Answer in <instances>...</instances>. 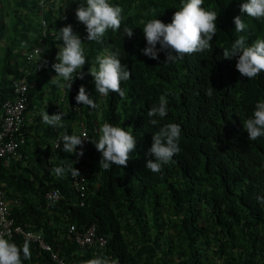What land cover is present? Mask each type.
Segmentation results:
<instances>
[{
	"label": "trees",
	"instance_id": "16d2710c",
	"mask_svg": "<svg viewBox=\"0 0 264 264\" xmlns=\"http://www.w3.org/2000/svg\"><path fill=\"white\" fill-rule=\"evenodd\" d=\"M80 2L64 0L65 6L45 11L38 0H0V111L12 98V79L22 76L29 85L28 111L43 102L53 113L56 100L66 110L64 127L36 125L33 147L37 166L0 158V181L16 223L43 231L54 249L78 264L96 256H106L116 264H264V208L255 199L264 195V138L250 141L243 127L256 103L264 100V72L249 80L236 70L235 57L223 58V48H230L240 35L248 44L264 39V18L241 13L240 4L245 0H204L205 9L218 13L212 50L165 62L164 52L158 53L159 60L142 54L146 46L142 26L154 18L170 23L183 0H110L123 10L121 28L116 32L109 29L99 42L85 39V26L75 16ZM237 15L247 25L243 33L234 29ZM43 18L48 23L45 35ZM67 24L81 37L88 62L83 69L85 78L73 81L64 104L48 70L57 62L56 53L62 46L58 30ZM125 28H132L131 38L125 35ZM23 42L29 47L48 45L42 54L47 67L37 69L38 62L37 67L29 62L21 51ZM106 51L117 53L132 73L121 84L123 98L116 93L101 96L88 74L95 57ZM52 73L56 75L54 69ZM81 85L96 107L80 104L79 113L74 98ZM210 88L211 96L207 95ZM162 94H167L169 103L161 125L172 122L181 126V151L161 174H153L146 163L154 157L146 153L158 129L148 123L147 111ZM83 119L91 140L82 156L88 160L78 167L72 161L75 155L63 151L62 140L52 152L50 139L60 134L78 135L81 130L76 127ZM106 122L136 136V149L125 168H100L101 153L93 142L100 135L96 128ZM40 141L47 146L42 152ZM29 143L27 139L24 146ZM70 165L85 174L84 205L71 173L56 177L52 172L54 167ZM53 188L61 190L62 198L48 204L44 196ZM167 215L168 235L174 236L170 242L161 238ZM72 224L80 229L96 224L98 233L107 239L106 245L77 246L68 230ZM152 227H158L156 233ZM26 241L31 258L23 264H56L35 242L22 236L11 242L22 248ZM201 243L214 245V258L204 260L198 247Z\"/></svg>",
	"mask_w": 264,
	"mask_h": 264
},
{
	"label": "clouds",
	"instance_id": "9594fccd",
	"mask_svg": "<svg viewBox=\"0 0 264 264\" xmlns=\"http://www.w3.org/2000/svg\"><path fill=\"white\" fill-rule=\"evenodd\" d=\"M38 3L45 11H50L52 8L57 10L59 7L65 6L64 0H38ZM203 4L204 0H183L181 7L173 13L170 23H165L157 18L147 20L142 26L146 40V46L141 49L142 54L150 59L159 60L158 53L164 52L166 56L165 62H176L178 59H183L185 56L211 51V41L217 31L216 20L218 18V13L213 10L205 9ZM122 11L123 10L119 5L110 3V0H82L75 10V16L77 21L85 26L87 32L85 39L99 42L109 29L116 32L121 28L123 19ZM240 12L246 13L247 16L253 19H262L264 18V0H245V2L240 4ZM62 18L67 19L66 15ZM233 21L235 26L234 29L237 33L245 32L247 25L244 23L240 15L235 16ZM42 24L44 27L43 34L45 35L48 29V23L45 18H43ZM124 32L129 38L133 36L132 28H125ZM57 39L62 41V46L58 48L59 50L56 53L57 62L51 65L56 73L51 81L60 90L62 89V94L59 99L62 100L64 104H67L68 91L71 89L73 81L76 78L83 80L86 76L83 69L88 60L85 55L82 39L73 31L71 24L59 28ZM23 43L25 45H23L21 51L23 54L26 53L29 62L35 63V67H37L36 63L38 62L37 69L47 67L48 61L43 58L42 54L46 51L48 45L43 43L29 47L26 42ZM158 44L160 46L159 48H157ZM31 54H33V57L30 56ZM234 57L236 58V70L242 77L249 80L257 78L261 72H264V39L257 38L255 41L251 42V44H248L246 43V37L240 35L231 44L230 48H223L224 59L231 60ZM48 73H50L49 70ZM88 74L92 76L96 92L101 96L107 97L110 93H116L121 98L125 96V91L122 89L121 84L122 82L128 81L132 75L130 69L121 62L120 58H118V54L112 51H106L97 55L94 62L91 63V67L88 68ZM22 78L28 85L25 76L12 79L13 94L12 98L8 100L14 98V81ZM207 95H212V88L207 90ZM26 97L27 107L24 113V122L20 128V134L17 135L18 137H23L24 142L17 149L16 153L9 158L0 157L5 158L7 162L15 158L31 143L32 146L37 140V136L35 137L33 135L36 129L34 128V130L30 131L27 130L26 123L29 120L28 118L35 120V125L44 123L55 128L64 127L62 122L65 119L64 116L66 115V110L63 109L65 108L64 106L58 104L57 100L56 107H53L52 109L53 113H50L49 109L48 113L45 110L46 104L43 102L36 108H33V110L28 111L29 85ZM74 99L75 109L78 110L79 113L80 104L91 107V109L96 107L95 102L86 91L84 85L79 87V91ZM168 103L167 94H162L159 96L158 102L151 106L147 111V116L149 118L148 123L158 129L154 132L152 145L146 153V155L154 157V159H148L146 163L147 170L153 174H161L163 167L170 164L173 157L181 151L179 143L182 133L181 126L172 122L161 125V120L168 115ZM99 107H101L100 101ZM2 113L3 107L0 111V130L2 129ZM157 117L159 119H157ZM84 122L83 119L82 123L79 125L81 132L78 133V135L60 134L55 139H52V152L60 147L62 140L63 151L75 155L72 161H74V163L77 162L76 165L78 167H82L83 163L88 160L87 158H82L84 152L88 151V149H84L85 140L88 139L86 136H81L83 129H86L87 133H89V129ZM243 127L247 131L248 139L250 141H258L261 138H264V100H260L256 103L252 116L243 122ZM96 129L99 131L100 135L98 141L93 143L96 150L101 153L100 168L104 171H109L112 169L113 165L117 168L127 167L131 154L136 149V136L125 130L123 127L114 126L107 122L104 123L100 129ZM29 136L32 139H35V142L30 141L27 146H24L27 143ZM90 140L91 138L89 137V142ZM39 143H41V141ZM41 144L42 148L40 150L44 149L43 146H45V149L47 148L46 144ZM31 146L29 148H31ZM35 150L34 146L32 152L34 153ZM20 162L23 166L34 165H29L26 161L25 163L24 161ZM52 172L56 177H63L66 173L70 172L72 184V176L77 177L81 175L80 170L71 165L67 168L63 166L54 167ZM0 184L2 185L1 181ZM55 189L59 188H53L51 190ZM61 198L59 200H61ZM255 199L257 203L264 208V195H258ZM7 200L10 203L8 198ZM59 200L51 203H56ZM47 203L51 204L48 201ZM40 232L43 233V231ZM75 244L79 246L76 242ZM105 245L95 243L79 247H103ZM56 251L60 253L59 250ZM21 254H23V259L21 258ZM59 256L68 263H77L76 260H69L63 257L61 253ZM30 258V248L27 241L21 248L16 243L11 242L10 239L0 236V264H23L24 260ZM51 258L56 264H59L52 255ZM86 264H116V261L106 256H96L86 261Z\"/></svg>",
	"mask_w": 264,
	"mask_h": 264
},
{
	"label": "built area",
	"instance_id": "2783aa9c",
	"mask_svg": "<svg viewBox=\"0 0 264 264\" xmlns=\"http://www.w3.org/2000/svg\"><path fill=\"white\" fill-rule=\"evenodd\" d=\"M45 23V22H44ZM37 50V49H36ZM35 50V52H36ZM30 56L33 57V54ZM27 90L28 85L25 80L16 79L14 81V98L8 100L3 104L2 113V129L0 130V157L9 158L15 154L20 145L24 142L23 137H18L20 134V128L24 122V113L27 107ZM81 136H86L88 140H85L84 149L88 148L89 135L86 129L82 130ZM73 185L76 191L80 194L81 205H84L86 197V185L85 174L81 173L80 176L73 177ZM61 198V191L59 189L48 191L45 194V199L51 203ZM70 235L72 239L79 246H88L95 243L99 245L106 244V238L100 236L97 233V227L95 224L85 228L79 229L75 225L70 226ZM0 236L10 239L12 241L16 236H22L23 238L37 243L42 249L51 253L52 257L59 264H71L64 261L59 255L60 253L49 244L42 232L34 230L30 225L26 227L17 224L15 218L12 216V208L7 200L6 192L3 186L0 184Z\"/></svg>",
	"mask_w": 264,
	"mask_h": 264
},
{
	"label": "rangeland",
	"instance_id": "374dc122",
	"mask_svg": "<svg viewBox=\"0 0 264 264\" xmlns=\"http://www.w3.org/2000/svg\"><path fill=\"white\" fill-rule=\"evenodd\" d=\"M9 36V35H8ZM0 47H2V45L0 46ZM49 71H51L50 73H49V77L51 76V77H53L54 75H53V73H52V71H53V68H50L49 69ZM52 73V74H51ZM59 91H60V93L62 94V89L60 90L59 89ZM45 110L48 112V107L46 106L45 107ZM49 113V112H48ZM99 118L100 119H102V111H100L99 112ZM77 125V124H76ZM30 126H31V129L32 130H34V128H36V125L32 122H30ZM77 129L79 128L78 126L76 127ZM42 137L45 139V134H42ZM51 141L50 142H52V139H50ZM31 142H32V140H31ZM43 148L45 149V146H43ZM165 200V199H164ZM167 206V204L164 206V207H166ZM165 211V210H164ZM165 222H166V225H165V232L161 235V238L163 239V241H165V242H170L171 241V239L172 238H174V236L172 235L171 237L168 235V233L170 232V230H169V228L168 227H166V226H170V224H169V222H168V215H167V217H166V219H165ZM152 229H153V231H154V233H156V229H158V227L155 229L154 227H152ZM214 241V240H213ZM214 246V245H213ZM213 246H210V247H206V245H204V244H200L198 247H199V251H201L202 253H204V260L205 261H208L207 259H206V257H210V258H214V249L212 248Z\"/></svg>",
	"mask_w": 264,
	"mask_h": 264
},
{
	"label": "crops",
	"instance_id": "0c3cea01",
	"mask_svg": "<svg viewBox=\"0 0 264 264\" xmlns=\"http://www.w3.org/2000/svg\"><path fill=\"white\" fill-rule=\"evenodd\" d=\"M29 120L27 121V123H26V127H27V130H32L31 129V126H30V122L32 123H34L35 124V120H33L32 118H28ZM33 141V142H35V139H32L30 136H29V138H28V140L29 141H31V140ZM32 144V143H31ZM31 144L30 145H28L27 147H25L15 158H13L12 160H14L15 162H20V161H24V163H25V161L27 162V164H34L35 166H37L38 165V163H37V160H36V157H37V155H35L33 152H32V149H33V145L31 146ZM31 146V148H29ZM40 152H42V150H39ZM10 203H11V201H10ZM11 205H12V203H11ZM75 264H78V262L77 263H75Z\"/></svg>",
	"mask_w": 264,
	"mask_h": 264
}]
</instances>
